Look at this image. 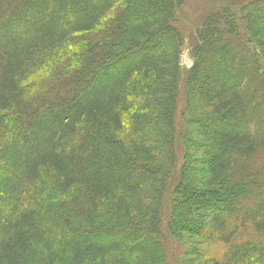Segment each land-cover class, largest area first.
Returning <instances> with one entry per match:
<instances>
[{
	"label": "trees",
	"instance_id": "trees-1",
	"mask_svg": "<svg viewBox=\"0 0 264 264\" xmlns=\"http://www.w3.org/2000/svg\"><path fill=\"white\" fill-rule=\"evenodd\" d=\"M222 2L177 135L184 0H0V264H264V0Z\"/></svg>",
	"mask_w": 264,
	"mask_h": 264
},
{
	"label": "rangeland",
	"instance_id": "rangeland-1",
	"mask_svg": "<svg viewBox=\"0 0 264 264\" xmlns=\"http://www.w3.org/2000/svg\"><path fill=\"white\" fill-rule=\"evenodd\" d=\"M221 4H224L222 0H184V5L180 9L177 15L175 26L177 30H179V33L182 35V37L185 40L184 42L185 44H184V47L182 49V53L180 56L182 77H181L180 84H179L177 115L175 118V131L177 135H182L185 129L180 114L184 106V87H183V77L184 76L183 75L185 74V71L188 70L192 66V61L190 60V57L188 54V51H189L188 46H187L188 42L190 40L191 35L192 36L194 35L195 28L197 26H201L205 18L209 14H211L216 8L222 7ZM147 11L151 12L152 8L146 9V12ZM142 14H145V13H142ZM262 14H264V9H261L260 11L255 12V15L257 16H261ZM135 16L136 14L133 17ZM234 23L237 24L238 27H243L244 25V24L239 25V23L237 22H234ZM155 40H157L158 42L160 40H164V36L158 35ZM130 49L131 48L129 47H121V49L118 50L117 53L121 54V53H126L129 51V53L131 54L132 51H130ZM115 168L118 169L120 168V166L118 167L115 166ZM154 169H157V167L153 168L152 170ZM168 202H169L168 197L166 196L163 200V204L161 205V209H160V218L162 220L160 223V227L162 228V230L164 229V225H166V218H167L168 209H169ZM109 230L112 232V234H117V232L119 231V230H115V228L113 227H111ZM251 235H252L251 232L250 233L248 231L244 232L241 229L236 235L235 240H233L229 246L224 247L220 244L218 245L214 244V246L209 247V250L210 252H214V254H216V257L219 258L221 262V260L223 261V259H226L225 257L226 252L229 251L230 253L231 251L228 247L254 240V238ZM163 242H164L165 249H166L165 255H166L167 264H182V258L185 252V249L182 247V245L178 244V242H176L172 238H164ZM202 248H205V247H201V249Z\"/></svg>",
	"mask_w": 264,
	"mask_h": 264
}]
</instances>
